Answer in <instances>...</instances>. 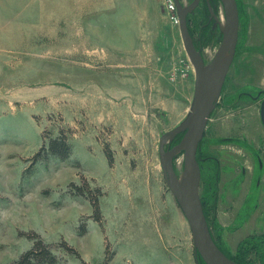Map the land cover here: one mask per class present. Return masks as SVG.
<instances>
[{"label": "rangeland", "instance_id": "obj_1", "mask_svg": "<svg viewBox=\"0 0 264 264\" xmlns=\"http://www.w3.org/2000/svg\"><path fill=\"white\" fill-rule=\"evenodd\" d=\"M236 2L235 54L196 157L200 198L212 187L223 199L216 216L209 211L217 244L256 260L264 250V176L257 188L245 146L260 147L264 160V0ZM203 6L188 14V30L208 63L224 18L214 2L203 23ZM174 17L170 0H0V264L38 239L55 264H202L158 153L194 93ZM60 135L71 149L66 160L35 157ZM174 163L180 174L183 156ZM210 167L219 169L218 185Z\"/></svg>", "mask_w": 264, "mask_h": 264}, {"label": "water", "instance_id": "obj_2", "mask_svg": "<svg viewBox=\"0 0 264 264\" xmlns=\"http://www.w3.org/2000/svg\"><path fill=\"white\" fill-rule=\"evenodd\" d=\"M173 1L179 18L183 47L194 68L195 81L193 101L186 118L159 139L158 153L162 175L187 221L194 251L203 262L238 264L228 258L213 241L199 195L201 171L196 159L207 122L218 102L235 54L239 29L237 2L220 0L224 16L222 38L211 61L205 63L191 40L187 25V15L196 8L199 0H193L185 7L181 6L179 0ZM260 117L264 126V102L261 105ZM178 135H182L181 140L171 146V142ZM180 155L183 156V167L180 174H177L174 162Z\"/></svg>", "mask_w": 264, "mask_h": 264}, {"label": "trees", "instance_id": "obj_3", "mask_svg": "<svg viewBox=\"0 0 264 264\" xmlns=\"http://www.w3.org/2000/svg\"><path fill=\"white\" fill-rule=\"evenodd\" d=\"M215 2L220 4V0H215ZM200 14L203 18V23H206L208 21V8L206 4H204L202 10L200 11ZM189 18L190 15L187 16V25ZM43 151L46 153L45 158L47 157V155H49L63 161L70 156L71 149H70V145L67 142V139L63 135H60L56 138L50 139L45 145H43L40 152H38V154L35 157H38L40 153ZM202 205L205 214V206L203 201H202ZM95 212L98 218L99 208L97 203H95ZM195 254L197 259L202 264H205L201 259V257L199 256V254H197L196 252ZM255 259L256 260H249L244 258H232V260L238 264H255L257 260H259L261 264H264V250L261 251L259 249L257 251V257ZM55 263H56V257L51 251V249L41 239H38L36 242L33 243V246L29 250L22 253L18 257V259L15 260L12 264H55Z\"/></svg>", "mask_w": 264, "mask_h": 264}, {"label": "flooded vegetation", "instance_id": "obj_4", "mask_svg": "<svg viewBox=\"0 0 264 264\" xmlns=\"http://www.w3.org/2000/svg\"><path fill=\"white\" fill-rule=\"evenodd\" d=\"M201 2H203L204 4H206V6H207V8H208V11L210 10V7H211V5H212V3H214L215 2V0H199V2H198V5L201 3ZM198 5L196 6V7H198ZM196 9V8H195ZM194 9V10H195ZM193 10V11H194ZM192 13V12H191ZM190 14V13H189ZM188 16V15H187ZM211 18V17H210ZM256 98H258V97H252V99L253 100H255ZM264 102V98L261 100V102H260V107H259V117H260V109H261V105H262V103ZM218 103V102H217ZM216 106H217V104H216ZM216 106H215V108H216ZM260 121H261V117H260ZM261 124H262V122H261ZM262 126H263V124H262ZM263 128H264V126H263ZM242 147H244L243 145H241ZM199 148V147H198ZM245 148H247L248 150H251L250 151V154L253 156V158H254V162H255V167H256V169H257V172L255 173V175H257V177H256V182H255V184H256V186H257V188H259L260 187V184H261V178L262 177H260L259 176V173L260 172H262L263 173V175L262 176H264V160L262 159V154H261V152H262V149L259 147L258 149H255V148H253L251 145H249V144H247L246 146H245ZM198 151V150H197ZM211 153V152H210ZM207 154V160H213V159H215V158H213V155L212 154ZM196 156H197V154H196ZM264 156V155H263ZM197 158V157H196ZM215 161H217L216 159H215ZM210 170H211V175H212V178H213V180H214V182H215V184H217L218 185V180H219V169L218 170H216L214 173H212L213 172V170H212V168L210 167ZM240 170H241V176H242V179H243V177L246 175V168L243 166V165H241L240 166ZM231 179L232 178H227V180L225 181V183H224V185H227V184H229L230 186L233 184V180L231 181ZM201 180V179H200ZM237 186V185H236ZM199 187H200V185H199ZM235 190H236V187H235ZM258 190V189H257ZM215 191H213V188L212 187H210L209 189H208V195H207V199L204 201V206H205V210H206V220H207V224H208V227H209V230H210V233H211V236H212V238H213V241L215 242V244L219 247V249L228 257V258H230V259H232V258H240V257H233V256H231L230 254H228L225 250H223L218 244H217V240L215 239V236L213 235V232L212 231H214V229H215V226L213 225V222H214V220L211 218L212 216L209 214V211H211L212 212V214L213 215H215L216 216V211H217V205H218V202H219V200H223L222 199V197H220L219 195H218V192H216V193H214ZM263 194H264V191H263ZM255 197H253V199H254V203H253V210L252 211H254V213L255 212H257V217H261L262 215H263V213L262 212H260V209H259V201L261 200V198H260V193L259 192H255V195H254ZM228 204V203H227ZM216 230V229H215Z\"/></svg>", "mask_w": 264, "mask_h": 264}, {"label": "built area", "instance_id": "obj_5", "mask_svg": "<svg viewBox=\"0 0 264 264\" xmlns=\"http://www.w3.org/2000/svg\"><path fill=\"white\" fill-rule=\"evenodd\" d=\"M170 7H171V9H173L174 11H175V22H176V24H179V18H178V15L176 14V5H175V3H174V1L173 0H170Z\"/></svg>", "mask_w": 264, "mask_h": 264}, {"label": "bare ground", "instance_id": "obj_6", "mask_svg": "<svg viewBox=\"0 0 264 264\" xmlns=\"http://www.w3.org/2000/svg\"><path fill=\"white\" fill-rule=\"evenodd\" d=\"M223 18H224V16H223ZM202 59H203V58H202ZM203 61H204V60H203ZM175 167H176V169H177V170H179V169H180L178 165H176Z\"/></svg>", "mask_w": 264, "mask_h": 264}, {"label": "crops", "instance_id": "obj_7", "mask_svg": "<svg viewBox=\"0 0 264 264\" xmlns=\"http://www.w3.org/2000/svg\"><path fill=\"white\" fill-rule=\"evenodd\" d=\"M183 224H184V221H183Z\"/></svg>", "mask_w": 264, "mask_h": 264}]
</instances>
